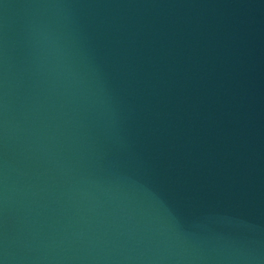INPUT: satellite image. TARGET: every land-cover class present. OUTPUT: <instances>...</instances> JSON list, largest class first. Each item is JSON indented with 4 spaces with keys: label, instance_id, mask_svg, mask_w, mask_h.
Instances as JSON below:
<instances>
[{
    "label": "water",
    "instance_id": "obj_1",
    "mask_svg": "<svg viewBox=\"0 0 264 264\" xmlns=\"http://www.w3.org/2000/svg\"><path fill=\"white\" fill-rule=\"evenodd\" d=\"M0 264H264V0H0Z\"/></svg>",
    "mask_w": 264,
    "mask_h": 264
}]
</instances>
